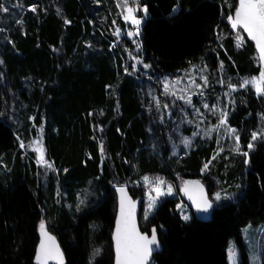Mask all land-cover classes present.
<instances>
[{
	"label": "trees",
	"instance_id": "trees-1",
	"mask_svg": "<svg viewBox=\"0 0 264 264\" xmlns=\"http://www.w3.org/2000/svg\"><path fill=\"white\" fill-rule=\"evenodd\" d=\"M0 3L9 9L0 12V160L7 165L0 167V264H34L41 219L66 264H113V187L145 176L161 177L177 190L199 178L210 199L216 192L233 195L214 207L207 222L192 215L188 222L180 219L178 198H164L147 220L140 218L142 231L154 226L162 245L151 264H230V241L239 250L237 264H249L241 231L264 221V139H251L253 131L264 132V95L241 87L261 66L254 44L227 20L238 0H141L148 12L140 55L157 77L203 61L223 81L210 97L220 93L228 102L239 153L229 133L207 137L175 110L168 117L165 105L172 108L173 99L159 83L132 73L130 64L125 71V49L120 45L122 52L112 53L113 39L103 34L104 19L115 12L113 0ZM31 116L44 128L46 159L55 167L48 175L36 173L19 148V127L26 128ZM243 152L249 153L247 165ZM77 189L88 200L81 210L66 204L74 203ZM141 189L133 185L130 193L137 197Z\"/></svg>",
	"mask_w": 264,
	"mask_h": 264
},
{
	"label": "snow or ice",
	"instance_id": "snow-or-ice-1",
	"mask_svg": "<svg viewBox=\"0 0 264 264\" xmlns=\"http://www.w3.org/2000/svg\"><path fill=\"white\" fill-rule=\"evenodd\" d=\"M117 7L122 8L121 15L125 22H131V24L135 25V31H128L126 35L128 37H134L139 35V26L141 24V19L137 18L136 12L140 8V4L138 0H117ZM30 10L35 12L36 6H30ZM179 10V6H175L172 11L176 12ZM9 11L8 7L4 4L0 3V12L7 13ZM143 12L147 15L148 9L147 6H143ZM227 20L231 25L233 30L242 29L243 32L247 33V37L255 42L256 49L259 53V59L262 63H264V0H238V4L234 8V14H228ZM67 23V21H66ZM115 23V21H113ZM116 35H120V30H116ZM237 39L240 43H243L244 38L237 34ZM140 45L137 43V49H139ZM133 59H137L138 63H142L138 58L133 57ZM135 70V65L132 66ZM143 67L148 69L151 67L149 64H144ZM221 68H223V62H221ZM127 72L128 69L125 68ZM205 82V85L208 83L207 77H202ZM195 83V81H192ZM223 83V81H220ZM251 85L256 94L264 95V67H261L258 76H252L249 78H244L241 84V87H246ZM229 88L235 90V86L230 82L228 84ZM197 87H200L197 85ZM203 98V93H200ZM229 95V94H226ZM180 99H184L185 103L194 108V111L199 113V109L195 108L192 104L191 96L179 97ZM167 107V105H165ZM204 108H209V104L204 103ZM212 109H215V105L211 106ZM215 115V111L212 113ZM228 115L229 113L224 110H220L218 117V125L216 129L218 130L221 126H225V130L230 134V138L234 139L235 143V151L240 152V135L238 130L235 128H231L228 126ZM191 123V121H189ZM199 135L198 132H193V136ZM264 139V132L257 133L253 131L251 133V139L254 141L258 138ZM35 143H39L38 141ZM183 143L185 146H189L191 144V140L188 138L183 139ZM22 148L25 147L23 142L20 145ZM248 149L251 150L253 144L251 142L247 145ZM41 155L39 157L38 163L43 162L45 166L49 169L53 168L51 163H48L44 160L43 156V148L37 149ZM101 151L103 149L101 148ZM223 151V149H221ZM246 157L244 163L247 165L250 163V160L247 158L249 156L248 152L241 153ZM215 159V156L213 157ZM211 161L204 164V168L202 171L207 170L209 168V164ZM67 171V169H65ZM145 182H148V177H145ZM163 185H165V181L162 178H156L155 181L151 185V191L155 192V196H149L148 210L154 209L157 205V202L161 196L164 195H172L173 188L172 185H167V191L163 190ZM237 187H240L237 185ZM117 191L120 193V201H119V215L116 218V227L113 234L112 239L115 242V264H150V258L153 252L158 251L160 248V241L157 235V229L153 227L151 229V233L141 232L137 228L136 220H135V208L136 203L133 201L126 192V189L121 186L117 188ZM181 191L188 197V199L192 203V207L195 208L197 213H209L214 210L215 206H218L219 203H222L224 200H231L232 196L230 194H225L222 197L221 192H216L214 194V198L210 199L208 194L205 192L204 185L201 184L199 180L196 181H184L183 187ZM226 193V190H223ZM81 203H84L81 200ZM176 208L180 210V219L185 222H188L192 219V217L183 210V206L181 204H177ZM79 210V208H78ZM145 219H148V211L145 212ZM162 227V226H161ZM40 244L36 251L35 262L36 264H49L50 260H55L57 264H64L63 253L60 251L59 246L56 244L55 237L50 235L47 231L46 221L44 219L40 220ZM100 249L94 250L93 255H99ZM253 260H256V256L253 255ZM229 260L231 264H236L237 261V253L233 249L229 252Z\"/></svg>",
	"mask_w": 264,
	"mask_h": 264
},
{
	"label": "rangeland",
	"instance_id": "rangeland-1",
	"mask_svg": "<svg viewBox=\"0 0 264 264\" xmlns=\"http://www.w3.org/2000/svg\"><path fill=\"white\" fill-rule=\"evenodd\" d=\"M141 0H138L140 4L139 10L136 12L137 18L141 19V24L139 26V35L134 37H128L126 33L128 31H135L136 26L131 24V22H125L123 19L122 8L117 7V0H113L114 6H115V12L114 14L109 15V20L106 18L103 22V27H105V31L103 34L110 39H113L110 42V48L112 49L111 52L117 51L118 53L122 52L120 50V45L123 49H125L124 54L125 57L122 61L123 66L126 68L127 65L130 64L132 68V73L139 74V77H143L149 80H155L156 83H159L160 88L162 91L168 94V96H171L172 101V108L166 107V115L169 117L172 110H175L179 116H181L184 120V123H188L193 125H196V129L201 132L204 135L208 133L207 137H212L213 134H217L216 139H222L226 135L225 132V126H221L218 130L216 129V126L218 125V117L220 110H224L228 112V102L221 96L220 93H217L214 96V99H211L210 96H212V92H210V89L214 87V85L222 86V83L217 81L216 76L210 72L208 66L203 62L199 61L197 63L191 64L190 66L186 67L185 69L181 70L180 72L174 74V75H152L149 73L148 69H145L143 67L144 62L142 55H140V47L137 49V43L140 45V35H141V27L144 23L145 19L147 18V15L143 12V5L140 3ZM111 12V11H110ZM118 18H120L124 26L120 25ZM115 21V23H113ZM107 25V26H104ZM120 30V35H116V30ZM238 34V33H237ZM240 35V34H239ZM240 42V41H239ZM240 45V44H239ZM120 51V52H119ZM117 55V53H115ZM121 55V54H120ZM133 57L138 58L139 61H142V63H138L137 59H133ZM257 61L259 63L258 57ZM133 65H135V70L133 69ZM222 73V68L219 67V70L217 72L218 78L219 74ZM259 75V74H258ZM202 77H207L208 83L205 85L204 80ZM192 81H195V83H192ZM199 85L200 87H197ZM255 90V89H254ZM225 91V90H222ZM219 92V91H218ZM200 93H203V98L201 97ZM184 96L188 97L191 96L192 104L195 108L199 109V113L194 111V108L192 106H189L185 103L184 99H180L179 97ZM207 103L209 104V108H204L203 104ZM212 105H215V109H212ZM213 111H215L216 118L213 119V121L208 118V116H212ZM189 120L195 122L189 123ZM28 125L26 128L19 127L17 138L19 141V148L21 149L22 157L27 158V162L29 163L32 161L34 163L35 172L38 173L39 169L43 170L45 175H48L51 170H55V167L53 166L52 169H49L45 166L43 162H39V157L41 153L37 150L39 148H43V156L44 160L48 163H51L46 159V145L44 140V128L42 124H36L34 122L33 116L29 117ZM39 143H35V142ZM21 142L25 145V147H21ZM32 159V160H31ZM52 164V163H51ZM0 167L4 170L7 169L6 161L4 158L0 160ZM205 171V170H204ZM202 172V174L204 173ZM65 172V171H64ZM145 177H148V182H145ZM140 181L132 183V184H122V185H128L129 187L133 185H139L142 189L140 192H142L144 201L141 209V216L140 218L143 220L145 219V212L148 211V217H150L153 213L158 204L164 199V198H178L177 204H181L183 206V210L186 211L190 216L191 212L188 208V206L180 199L178 190L175 188L173 183L169 181H165V185H163V190L167 191V185H172L173 188V194L172 195H164L161 196L157 202V205L154 209L148 210V203H149V196H155L156 193L151 191V185L155 181L156 178H161L158 176H145ZM222 194V193H221ZM66 193H64V196L66 197ZM233 196V195H232ZM223 197V196H222ZM81 200L85 201L86 199H82V192L80 190L75 191V200L74 203H69L66 201V204L69 208L73 210H81L84 207L88 206V200L85 201L84 205H81ZM72 204L74 208L72 207ZM177 212L180 215V210L176 208ZM46 221V220H45ZM185 222V221H184ZM40 225V223H39ZM47 226V222H46ZM243 240H244V246L245 251L248 256V263L249 264H262V255L264 252V221L258 222V223H249L247 226H245L241 231ZM235 250L237 253V260L239 257V250L234 245L233 241L229 242L228 246V255L231 250ZM253 255L256 256V260H253ZM230 261V260H229ZM231 264V262H230ZM237 264V261H236Z\"/></svg>",
	"mask_w": 264,
	"mask_h": 264
},
{
	"label": "water",
	"instance_id": "water-1",
	"mask_svg": "<svg viewBox=\"0 0 264 264\" xmlns=\"http://www.w3.org/2000/svg\"><path fill=\"white\" fill-rule=\"evenodd\" d=\"M245 33V32H244ZM245 35L247 36V33H245ZM248 38V37H247ZM249 39V38H248ZM250 40V39H249ZM251 41V40H250ZM253 44H254V47L256 49V46H255V42L254 41H251ZM256 52H257V56H258V59H259V53H258V50L256 49ZM259 63H260V66L261 67H264V63H262L259 59ZM196 180H199L201 182V184L204 185V183L201 181V179L197 178V179H188L186 181H196ZM183 184L182 183L178 189V194H179V197L180 199L188 206L190 212H191V215L199 220V221H202V222H207L210 220L211 218V214H212V211H210L209 213H197L195 208L192 207V203L191 201L188 199V197L181 191V188L183 187ZM123 186L125 189H126V192H127V195L133 200L135 201L136 203V208H135V220H136V225H137V228L139 229V231L141 232H146V231H142L141 227H140V223H139V220H140V216H141V209H142V205H143V201H144V198H143V195H139L137 197H133L130 193V187L128 185H116L113 187V191L115 193V197H116V213H115V219H114V226H113V230H112V234H111V241H112V248H113V264H115V242L114 240L112 239L113 237V234H114V231H115V227H116V218L117 216L119 215V201H120V193L117 191V188ZM204 189H205V192L208 194L209 196V192L206 188V186L204 185ZM210 198V196H209ZM154 226L151 227V229L153 228ZM151 229H150V232H147L148 234L151 233ZM48 231V230H47ZM49 232V231H48ZM50 235L54 236V234H52L51 232H49ZM158 235V233H157ZM159 239V237H158ZM55 241H56V244L59 246V249L60 251L63 253L62 249H61V246L57 240V238L55 237ZM160 241V240H159ZM40 244V228L38 230V243L36 245V248H35V253H34V257H33V263L36 264L35 262V255H36V251L38 249V246ZM162 249V245L160 243V248L158 251H155L153 252L151 258H150V264H151V261H152V257L159 253ZM63 258H64V264H66V259H65V256H64V253H63ZM49 264H57V262L55 260H50L49 261Z\"/></svg>",
	"mask_w": 264,
	"mask_h": 264
}]
</instances>
